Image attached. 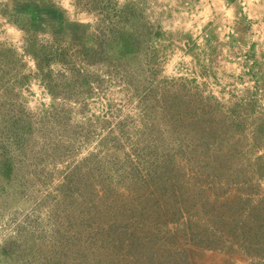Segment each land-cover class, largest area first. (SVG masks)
I'll list each match as a JSON object with an SVG mask.
<instances>
[{
	"label": "rangeland",
	"instance_id": "obj_1",
	"mask_svg": "<svg viewBox=\"0 0 264 264\" xmlns=\"http://www.w3.org/2000/svg\"><path fill=\"white\" fill-rule=\"evenodd\" d=\"M264 264V0H0V264Z\"/></svg>",
	"mask_w": 264,
	"mask_h": 264
},
{
	"label": "crops",
	"instance_id": "obj_2",
	"mask_svg": "<svg viewBox=\"0 0 264 264\" xmlns=\"http://www.w3.org/2000/svg\"><path fill=\"white\" fill-rule=\"evenodd\" d=\"M248 260L245 257H238V264H248Z\"/></svg>",
	"mask_w": 264,
	"mask_h": 264
}]
</instances>
